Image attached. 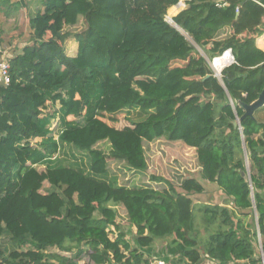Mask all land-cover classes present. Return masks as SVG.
Instances as JSON below:
<instances>
[{"label": "trees", "instance_id": "trees-1", "mask_svg": "<svg viewBox=\"0 0 264 264\" xmlns=\"http://www.w3.org/2000/svg\"><path fill=\"white\" fill-rule=\"evenodd\" d=\"M179 1H37L33 43L12 57L11 81L0 84V264H150L142 250L157 238H175L169 251L190 264L204 255L261 263L257 230L244 216L256 209L264 250V121H234L245 114L240 104L264 90V50L256 45L264 0H189L173 17L178 29L165 17ZM0 4L19 11L27 0ZM81 19V31H65ZM180 29L209 59L231 50L234 61L216 75ZM69 39L78 43L74 54ZM123 112L126 124H112ZM161 138L196 149L204 182L119 183L109 160L144 171L145 143ZM66 145L81 159L63 163ZM205 182L232 208L199 205L208 233L201 245L191 195L204 193ZM117 206L136 228V246Z\"/></svg>", "mask_w": 264, "mask_h": 264}, {"label": "rangeland", "instance_id": "rangeland-1", "mask_svg": "<svg viewBox=\"0 0 264 264\" xmlns=\"http://www.w3.org/2000/svg\"><path fill=\"white\" fill-rule=\"evenodd\" d=\"M17 1V0H13ZM38 0H27V5L22 7L19 11H13L6 6H2L0 4V39L8 50L10 55H15L22 51V49L26 45H30L33 43L32 31L29 26V15L33 13L38 8ZM171 7L168 10V15L173 16L177 11ZM172 10V11H171ZM173 14H172V13ZM84 28V23L82 19L80 22L74 27H67L65 31H69L72 33H78ZM180 31L185 35L187 40L194 46L195 51L200 52L202 55H205L204 51L197 45L193 38L182 29ZM77 41L74 39H69L66 41V48L68 54H74L77 50ZM206 56V55H205ZM207 57V56H206ZM208 58V57H207ZM209 60V58H208ZM213 68V67H212ZM214 69V68H213ZM216 73V69H214ZM156 73H149L147 77H153ZM50 111V110H49ZM125 112L120 113L117 117H119V121L117 123L111 122L114 125L123 126L126 122L123 120ZM53 124L51 128L54 129V135L57 137V121L53 120ZM100 148L105 150H109V144L107 142H101L99 144ZM146 157L148 161V168L144 171L132 169L125 161L110 159V165L112 172L118 174L116 175L118 182L124 185L130 186H141L145 185L148 182H152V177H163L166 179H172L174 183H178L181 179H184L186 176H195L199 180L203 181L200 177V165L197 159V151L195 148L188 147L182 141L171 142L166 138L158 139L151 143H145ZM60 159L65 164H73L77 160H80V156L77 155L74 148L71 146H64L59 155ZM248 169L249 162L247 160ZM44 167H41V169ZM117 182V183H118ZM154 181L153 183H155ZM206 190L202 194H192V198L195 204V213H196V229L198 230V237L200 239L201 245L206 241L208 237V233L204 228V223L202 221L201 212L199 211V205L203 204H218L229 206L232 208L230 204V199L226 196V194L212 182H205ZM118 211V222L121 225L122 229L126 231L128 234L127 239L134 246L135 240L133 238L134 228L130 226L129 221L127 219L124 208L121 206H117ZM248 215L244 216L246 218V222L248 225L255 230H257V222H258V213L253 208L252 210L247 211ZM175 238H166L155 240L153 251L162 250L166 251ZM167 251V252H168ZM171 253V252H170ZM158 255H160L158 253ZM163 255V254H162ZM176 257L172 260V263L175 264H190L186 259H182L179 256V253L175 254ZM255 256L256 258H262L260 252V243L259 239L255 241ZM171 263V264H172ZM116 264V263H111ZM200 264H220L214 262L206 258H204ZM223 264V263H221ZM226 264H247L246 262H237V261H228Z\"/></svg>", "mask_w": 264, "mask_h": 264}, {"label": "built area", "instance_id": "built-area-1", "mask_svg": "<svg viewBox=\"0 0 264 264\" xmlns=\"http://www.w3.org/2000/svg\"><path fill=\"white\" fill-rule=\"evenodd\" d=\"M188 1L189 0H180L176 5H174L175 10H178L180 12L183 9H185L188 5ZM173 17H174V15L171 16V15H168V13H167L165 20L168 21L169 23L177 26L173 20ZM226 52H228V51H226ZM13 56L8 53L7 48L5 47L2 40L0 39V84H8L11 81L10 60L12 59ZM233 61H234V56L231 55V60L229 61L228 64L232 63ZM257 235H258V239H259V243H260V252H261V256H262V258H260L261 259L260 264H264V250H263V246H262V235H261V232L259 230L258 222H257ZM150 264H168V263L165 260L164 255H162V256H157V257H151V263Z\"/></svg>", "mask_w": 264, "mask_h": 264}, {"label": "crops", "instance_id": "crops-1", "mask_svg": "<svg viewBox=\"0 0 264 264\" xmlns=\"http://www.w3.org/2000/svg\"><path fill=\"white\" fill-rule=\"evenodd\" d=\"M173 9H175L174 6H173ZM173 9H172V10H173ZM178 13H179V11L177 10V11L174 13V16H175L176 14H178ZM256 45H257L260 49L264 50V34L257 38V40H256ZM77 48H78V44H77ZM76 51H77V50H76ZM76 51H75V52H76ZM228 65H229V64H228ZM254 115L257 116L260 120L264 121V107H262V108L256 110L255 113H254ZM150 143H151V142H150ZM214 184H215V183H214ZM133 228H134V230H135V232H136V228H135V227H133ZM127 236H128V235H127ZM155 243H156V242H155ZM142 251L145 252L149 257H157V256H159L158 253H159V254H163V255H164V258H165V260L167 261L168 264H171V263H172V260L176 257V255L173 254V253H170V251H168V249H166V251L158 250L159 252H157V251H153V248H151V249H143ZM167 251H168V252H167ZM178 264H180V263H178Z\"/></svg>", "mask_w": 264, "mask_h": 264}, {"label": "water", "instance_id": "water-1", "mask_svg": "<svg viewBox=\"0 0 264 264\" xmlns=\"http://www.w3.org/2000/svg\"><path fill=\"white\" fill-rule=\"evenodd\" d=\"M175 27L179 29L178 26H175ZM228 52L230 53V55L233 56L231 50H228ZM208 61H209V64L212 66L213 59H212V60L209 59ZM227 65H228V64H227ZM227 65H225V66H227ZM225 66H224V67H225ZM224 67H222V69H223ZM222 69H221L218 73H216V75L220 76V75H221V71H222ZM240 105L245 109V114H244L242 117H238V118L234 121V125H235V126H240V127H241V120H242L243 117H245V116H254L255 111H256L259 107L264 106V90L261 92L259 98H258L256 101H254L253 103H251V104L241 103ZM243 175H245V173H243Z\"/></svg>", "mask_w": 264, "mask_h": 264}, {"label": "bare ground", "instance_id": "bare-ground-1", "mask_svg": "<svg viewBox=\"0 0 264 264\" xmlns=\"http://www.w3.org/2000/svg\"><path fill=\"white\" fill-rule=\"evenodd\" d=\"M230 60H231V55L229 52H226L222 56L213 59L212 67L216 69L217 72H219L222 69V67H224L229 63Z\"/></svg>", "mask_w": 264, "mask_h": 264}]
</instances>
